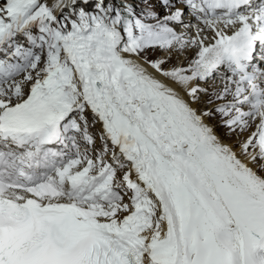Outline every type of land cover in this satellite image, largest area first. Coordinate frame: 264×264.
Segmentation results:
<instances>
[{"label": "snow or ice", "instance_id": "snow-or-ice-1", "mask_svg": "<svg viewBox=\"0 0 264 264\" xmlns=\"http://www.w3.org/2000/svg\"><path fill=\"white\" fill-rule=\"evenodd\" d=\"M0 264H264V0H0Z\"/></svg>", "mask_w": 264, "mask_h": 264}, {"label": "rangeland", "instance_id": "rangeland-1", "mask_svg": "<svg viewBox=\"0 0 264 264\" xmlns=\"http://www.w3.org/2000/svg\"><path fill=\"white\" fill-rule=\"evenodd\" d=\"M140 2H137L136 5H138ZM195 23V21H193ZM155 55H162V53H156V54H150V58H154ZM189 55H191V53H189ZM173 63H175V57H173ZM217 83H219V80L217 81ZM203 107V105H201ZM207 107H212L211 105H207ZM212 123L214 124H218V118H214ZM218 130V133L225 139V141L227 142H234L235 141V137L234 136H229L227 134V129H224V128H220L218 127L217 128Z\"/></svg>", "mask_w": 264, "mask_h": 264}, {"label": "bare ground", "instance_id": "bare-ground-1", "mask_svg": "<svg viewBox=\"0 0 264 264\" xmlns=\"http://www.w3.org/2000/svg\"><path fill=\"white\" fill-rule=\"evenodd\" d=\"M185 19H189V17H188V16H186V17H185ZM178 30H179V29H178ZM225 142H227V141H225ZM229 143H231V142H229Z\"/></svg>", "mask_w": 264, "mask_h": 264}]
</instances>
